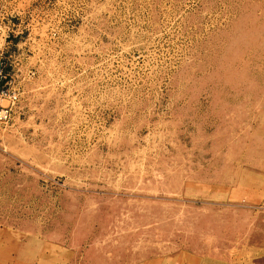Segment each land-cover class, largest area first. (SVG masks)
Listing matches in <instances>:
<instances>
[{"label": "rangeland", "instance_id": "1", "mask_svg": "<svg viewBox=\"0 0 264 264\" xmlns=\"http://www.w3.org/2000/svg\"><path fill=\"white\" fill-rule=\"evenodd\" d=\"M3 32L0 264H264V0H0Z\"/></svg>", "mask_w": 264, "mask_h": 264}, {"label": "built area", "instance_id": "2", "mask_svg": "<svg viewBox=\"0 0 264 264\" xmlns=\"http://www.w3.org/2000/svg\"><path fill=\"white\" fill-rule=\"evenodd\" d=\"M9 35L4 32L0 35V123L8 124L13 120L20 103L22 91L19 87L15 75L13 74V65H9L6 42ZM34 75L29 71L27 76Z\"/></svg>", "mask_w": 264, "mask_h": 264}]
</instances>
